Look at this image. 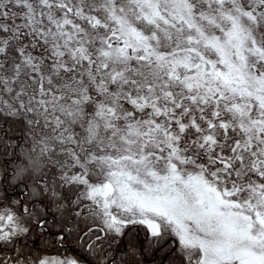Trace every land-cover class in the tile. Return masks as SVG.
Here are the masks:
<instances>
[{"label":"snow or ice","instance_id":"obj_1","mask_svg":"<svg viewBox=\"0 0 264 264\" xmlns=\"http://www.w3.org/2000/svg\"><path fill=\"white\" fill-rule=\"evenodd\" d=\"M0 264H264V0H0Z\"/></svg>","mask_w":264,"mask_h":264}]
</instances>
